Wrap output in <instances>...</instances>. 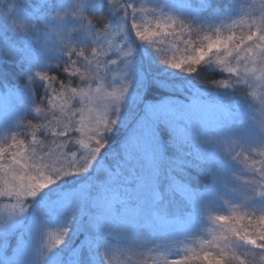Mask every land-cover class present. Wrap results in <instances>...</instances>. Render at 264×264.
<instances>
[{"label":"snow or ice","instance_id":"snow-or-ice-1","mask_svg":"<svg viewBox=\"0 0 264 264\" xmlns=\"http://www.w3.org/2000/svg\"><path fill=\"white\" fill-rule=\"evenodd\" d=\"M178 6L182 14L134 0H0V98L13 101L0 114L15 122L0 138V198L10 202L0 220V264H46L68 245L78 214L76 238L54 264H112L121 246L151 252L206 234L183 254L169 247L171 264L264 258V119H256L264 116V91H255L264 90V7L248 11L246 0ZM145 15L155 24L144 26ZM128 30L171 69L218 72L207 84L228 95L197 89L187 102L174 95L152 101L145 93L157 82H146L137 95L141 114L115 164L99 163L132 86ZM93 168L92 182L63 197L68 226L46 227L54 209L42 208L29 225L9 229L41 191ZM198 173L207 180L194 184ZM214 201L231 203L232 213L213 215L223 212Z\"/></svg>","mask_w":264,"mask_h":264},{"label":"rangeland","instance_id":"rangeland-1","mask_svg":"<svg viewBox=\"0 0 264 264\" xmlns=\"http://www.w3.org/2000/svg\"><path fill=\"white\" fill-rule=\"evenodd\" d=\"M134 2L139 6L140 4H144L147 7L155 8L157 10L162 9L164 12L171 13V14H182L183 10L178 5H181L183 3V0H134ZM246 3L248 5H252L253 7L248 8V11H254L259 12V10L264 7V0H246ZM139 19V17H138ZM190 23V21H188ZM144 26H151L155 24V20L149 16L145 15L142 21ZM130 31H127V39L124 40V36L117 37V41L124 40V47L131 46L130 45ZM133 33V32H132ZM134 35V33H133ZM195 42L199 43L202 40V35L194 36L192 37ZM160 46V45H157ZM163 47L167 50L169 45L167 42L163 45ZM135 51V50H134ZM144 56L147 57L148 62L150 63L151 71L155 74H159L161 76H168V75H175V74H184L183 72H180L178 70L171 69L159 61V55L156 53L150 46L146 45L144 48ZM190 51V50H189ZM167 55H171V53H168ZM167 55H162L161 58H167ZM112 59H117L118 63L122 61V58L118 56V54L113 53L111 54ZM133 60V69L130 71L129 76L127 79L132 81V86L129 89L128 96L126 97L125 101L121 105V113H120V119L118 124L115 126L112 133H110L107 137L108 139V145L105 148L104 151H107L111 148H113L117 143L120 141L122 144L124 143V138L120 137V133L124 132L125 130L129 129L128 133L126 134V137H128L133 130V127L135 125L136 119L141 114V109L139 105L137 104V95L141 92L144 84H145V77H146V70L142 67L143 63H141L138 59L135 58L134 53L133 57L131 58ZM144 66V65H143ZM166 78V77H165ZM154 83L158 88L170 91L172 90L170 85L165 83V86H159L158 82H165L163 80L157 81L155 80ZM257 94L259 95L261 91L260 89L255 90ZM191 98V97H190ZM190 98H182L179 99L178 103L187 102ZM215 98V97H213ZM165 99V97H159L157 100H154L151 98L152 101H160ZM13 101L0 98V110H2L6 105H11ZM26 106V103H25ZM256 119H264V116H262L260 113H256ZM12 129L15 130V122L10 118H5L3 114H0V138H3L6 134V131ZM122 136V135H121ZM73 150H78L77 148H74ZM103 151V153H104ZM102 153V154H103ZM99 163H102V159L99 161ZM115 164V163H114ZM95 167V166H94ZM232 167L235 170H239V165H232ZM82 179L77 186L72 184H69L68 187H65L61 191H57L56 197L46 199L44 197L41 201L36 200L32 202V208L25 213L23 216L15 217L8 225L10 230H19L25 225H29L31 223V220L33 218L34 213L37 210H40L42 208H50L54 209L52 211H49L46 215V218L44 220V224L46 227L50 228H56V227H64L68 226L69 223V211L67 208L63 206V197H65L68 193H71L73 191L79 190V188L85 184L90 183L94 180V168L90 169L89 173L81 175V176H67L63 179L59 180L57 183L49 186L48 188L44 189L39 193L42 194L44 191H53L60 190L63 188V185L66 184V182L71 183L75 182L76 180ZM223 194L233 200H238V194H234L228 191H224ZM38 195V196H39ZM10 202L7 200H4L3 198H0V220H3L4 216L10 211V208L6 207ZM175 202H173V207H175ZM213 208L217 211H223L221 213H213L215 214H225L230 215L232 213V205L231 203H228L224 205L222 201H214L213 202ZM81 222V216L78 214L77 219L72 221V232L70 233L68 245L63 247L62 249L58 250V252H55L51 254L46 262V264H54V261L56 259V256L59 255L60 252H67V248L72 245L73 241L76 238L77 235V229ZM200 224L203 226H207L208 222L207 220L200 221ZM51 233V239H55V229L49 230ZM211 231V226H209L208 232ZM211 236L206 234L204 236H193L189 238L188 240H183V237L180 239L183 241V243L177 244L176 242H163L164 247L162 248H155L153 247V250L151 252H148L147 250L143 251L142 253L140 251H137L136 249H129L126 246H121L117 248L115 251L111 254L112 264H171V260L174 258V256L168 251L169 247H179L181 254H183V249L185 247H195L199 248L200 243L203 239H210ZM101 264L103 262L101 261ZM256 264H264V258L257 257Z\"/></svg>","mask_w":264,"mask_h":264},{"label":"trees","instance_id":"trees-1","mask_svg":"<svg viewBox=\"0 0 264 264\" xmlns=\"http://www.w3.org/2000/svg\"><path fill=\"white\" fill-rule=\"evenodd\" d=\"M130 45L134 48V56L136 59H138L141 63H143L142 67L146 70V77L144 79L145 83H151L155 80H163L165 83L170 85L171 89L170 91L163 90L158 88L155 84H152L151 88L145 93L149 99L153 98L154 100H157L159 97H168L169 95L178 96L179 99L182 98H190L192 93L196 91L197 89H200L205 93V95L210 97H222L227 96V93L221 92L215 88H212L207 84V81L210 79H218L220 78V74L215 71L209 70L207 66L203 67L201 71L198 74L194 75H187V74H175V75H166L161 76L159 74H155L151 71L150 63L148 62V58L144 56L143 46L146 47V44H143L136 40L133 33L130 31ZM166 77V78H165ZM129 129L125 130L120 133V137L124 138V141L127 139L126 134L129 132ZM131 134V133H130ZM122 135V136H121ZM122 145V142L120 141L117 143L113 148L104 151L102 155V163H108V164H114L116 162V158L114 157V154L118 153L120 150V147ZM83 178L76 180L75 182L68 183L63 185V188L60 190L52 189L53 191H44L42 194H38L34 201L36 200L41 201L44 197L46 199L54 198L56 197L57 191L63 190L65 187H68L69 184H72L77 186V184L82 181ZM192 182L194 184H201L207 180V177L203 173L195 174L191 177ZM56 192V193H55Z\"/></svg>","mask_w":264,"mask_h":264}]
</instances>
